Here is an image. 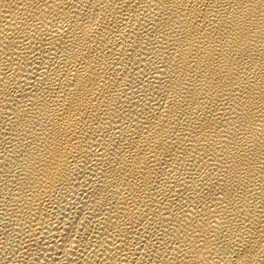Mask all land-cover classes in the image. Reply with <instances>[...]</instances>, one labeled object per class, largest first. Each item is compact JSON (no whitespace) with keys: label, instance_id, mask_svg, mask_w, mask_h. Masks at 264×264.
<instances>
[{"label":"bare ground","instance_id":"6f19581e","mask_svg":"<svg viewBox=\"0 0 264 264\" xmlns=\"http://www.w3.org/2000/svg\"><path fill=\"white\" fill-rule=\"evenodd\" d=\"M0 264H264V0H0Z\"/></svg>","mask_w":264,"mask_h":264}]
</instances>
